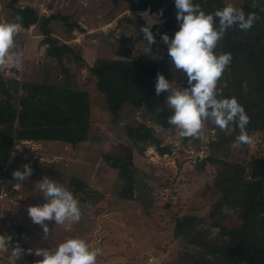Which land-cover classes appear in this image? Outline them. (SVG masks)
<instances>
[{"label":"rangeland","instance_id":"1","mask_svg":"<svg viewBox=\"0 0 264 264\" xmlns=\"http://www.w3.org/2000/svg\"><path fill=\"white\" fill-rule=\"evenodd\" d=\"M9 1L0 0V23H17L10 15ZM224 2L225 6L232 4L237 8L241 4V0ZM18 3L35 5L45 15H66L69 22L77 23L78 26L70 30L64 21L56 20L53 32L80 56L77 59L67 55L63 61L70 69L73 83L89 93L91 131L97 140L82 141L77 146L61 141L32 140L24 146L23 154L11 155L3 185L7 193L0 200V235L11 240L8 251H0V264H37L42 259L35 254L37 249L53 250L69 238H82L90 247L100 248L102 254L97 257V264H171L183 246L173 238L175 217L191 210L203 213L215 200V190L210 186L216 174L215 166L207 164L202 171L195 166L206 156L208 142L215 138V129L210 121L206 122L199 145H183L177 129H161L129 103L122 104L118 119L112 120L104 95L97 90L87 65L99 55L118 57L117 49L126 45L129 37L139 36V29L147 26L146 19L140 15L143 10H130L117 0H19ZM154 14L159 23L151 29L156 41L152 51L147 54L142 51L148 47L142 35L129 44L134 58L168 56L162 35L166 33L171 38V32L163 28L164 19ZM42 39L35 25L21 28L16 41L18 49L24 53L23 69L18 71L8 66L0 70L22 81L47 78L56 83L62 80L61 66L46 55ZM174 72L172 86L182 87L184 74ZM133 120L153 125L171 151L160 154L150 146L129 140L123 123ZM252 137L251 152L264 154V141L258 134ZM119 149L132 150L139 169L134 199L120 196V177L103 159V153ZM25 164L31 166L33 173L19 182L13 173L23 171ZM71 176L86 181L101 196L94 204H87L89 207H84L86 204L77 199L83 209L81 221L72 224L70 231L49 221L51 234L44 239L42 227L34 224L28 215L30 206L47 202L37 185L47 177L67 188ZM17 244L24 249L19 260L12 257V249ZM150 257L154 260L150 261Z\"/></svg>","mask_w":264,"mask_h":264},{"label":"trees","instance_id":"2","mask_svg":"<svg viewBox=\"0 0 264 264\" xmlns=\"http://www.w3.org/2000/svg\"><path fill=\"white\" fill-rule=\"evenodd\" d=\"M117 1L133 11L156 12L164 19L163 28L171 32V38L180 28L175 0ZM18 2H8L11 17L21 18L16 19L21 28L37 27L46 44V55L57 60L64 77L56 83L47 78L22 81L0 70V192L8 174L12 159L9 149L14 141H61L77 146L82 141L97 140L91 131L89 93L73 83L70 69L63 61L67 55L77 59L80 56L53 32L56 20L64 21L70 30L78 26L77 23L69 22L66 15L41 14L35 5ZM252 2L241 0L239 8L246 14H257L254 26L248 31L238 26L228 29L214 50L217 54H232L231 64L218 81L217 89L221 93L219 98L238 99L250 117L249 135L258 134L264 141V0H260L257 8L251 7ZM193 3L201 5L206 13L225 7L224 0H193ZM142 35L140 30L139 36L129 37L126 45L117 49L118 57L99 55L87 67L97 90L104 95L112 120L118 119L119 107L129 103L161 129H176L167 122L172 115L165 104L167 93L157 96L155 92L158 73L172 83L173 66L167 55L132 57L129 44ZM182 87H188L185 74ZM210 124L215 129V138L209 140L206 156L195 166L198 171L207 164L215 166L216 174L210 184L216 193L215 200L203 213L191 210L175 217L173 238L183 246L171 264H264V154L252 153L250 145H237L239 129L235 125L231 126L234 131L225 133ZM123 126L129 140L150 146L160 154L171 151L170 145L164 144L153 125L146 121H126ZM181 142L199 145L200 139L181 137ZM103 159L120 177V196L134 199L139 169L132 150L108 151L103 153ZM66 189L82 204L92 205L101 196L76 176L69 178Z\"/></svg>","mask_w":264,"mask_h":264},{"label":"clouds","instance_id":"3","mask_svg":"<svg viewBox=\"0 0 264 264\" xmlns=\"http://www.w3.org/2000/svg\"><path fill=\"white\" fill-rule=\"evenodd\" d=\"M259 6L260 0H253L251 7ZM175 9L180 28L173 38L162 35V41L168 46V56L174 71L185 74L188 87L174 88L163 74H157L156 95L166 92L165 104L172 111L168 124L178 130L180 137L194 139L202 138L206 122H212L225 133L234 131L235 128L231 126L235 125L239 129L235 143L251 145L253 137L247 131L250 117L244 106L236 97L219 98L221 93L217 89L218 81L231 64L232 54H217L214 50L228 29L238 26L242 31L250 30L258 19L257 14H246L243 9L232 4L214 13H206L193 0H175ZM140 15L147 21V26L140 29L148 44L142 51L147 54L151 53L152 45L156 42L151 29L159 21L150 17L148 12ZM16 19L21 18L17 16ZM20 29L19 23H0V68L13 66L22 71L24 53L18 49L16 41ZM23 168V171L13 173L19 182L30 178L33 173L29 164L23 165ZM37 186L47 202L30 206L28 215L34 224L42 227L44 239L51 234L49 221H54L56 226L65 227L68 231L72 224L81 221L83 209L71 191L47 177ZM10 240L11 237L0 235V251H8ZM23 253L24 249L18 244L12 249V257L16 260ZM35 254L42 257L37 264H97V257L102 254V250L90 247L82 238H69L53 250L37 249Z\"/></svg>","mask_w":264,"mask_h":264},{"label":"built area","instance_id":"4","mask_svg":"<svg viewBox=\"0 0 264 264\" xmlns=\"http://www.w3.org/2000/svg\"><path fill=\"white\" fill-rule=\"evenodd\" d=\"M41 14H44L42 9H41ZM32 141V140H17L14 141L9 149L10 154H23L24 152V146L27 144V142ZM4 188V189H3ZM1 192H0V200L6 195V186H3ZM1 204V203H0ZM154 260V258L150 257V261Z\"/></svg>","mask_w":264,"mask_h":264},{"label":"bare ground","instance_id":"5","mask_svg":"<svg viewBox=\"0 0 264 264\" xmlns=\"http://www.w3.org/2000/svg\"><path fill=\"white\" fill-rule=\"evenodd\" d=\"M143 12H148V14H149L150 17H154V18H155V16H154V15H155V14H154L155 12L153 13V12H151V11H148V9L143 10ZM155 19H156V18H155Z\"/></svg>","mask_w":264,"mask_h":264}]
</instances>
